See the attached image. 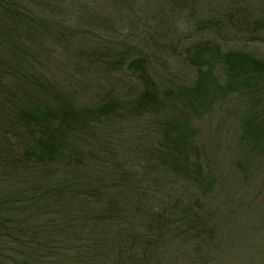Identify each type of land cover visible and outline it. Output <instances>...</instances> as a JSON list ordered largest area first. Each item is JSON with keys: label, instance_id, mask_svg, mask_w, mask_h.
Here are the masks:
<instances>
[{"label": "trees", "instance_id": "obj_1", "mask_svg": "<svg viewBox=\"0 0 264 264\" xmlns=\"http://www.w3.org/2000/svg\"><path fill=\"white\" fill-rule=\"evenodd\" d=\"M134 2L0 0V264H264V15H224L244 41L191 44L164 82L110 36ZM221 115L238 130L227 176L201 141ZM227 177L253 199L238 229L251 259L223 242Z\"/></svg>", "mask_w": 264, "mask_h": 264}, {"label": "rangeland", "instance_id": "obj_2", "mask_svg": "<svg viewBox=\"0 0 264 264\" xmlns=\"http://www.w3.org/2000/svg\"><path fill=\"white\" fill-rule=\"evenodd\" d=\"M90 1H94L92 6L89 5L91 9H96L98 11L95 12V10H92L91 15H94L93 13L99 14L103 6L106 10L108 8L107 5L102 3V0ZM170 1L171 0H135V10L122 13L123 16L120 18L122 21H119L117 29L119 32H116L115 35H110L112 39L118 43L121 42L124 34L131 40L130 46L141 47L144 52L152 56L157 61L155 64L159 79L164 82H168L170 78L173 79L174 72L177 71L176 69L181 68L180 57L176 54H181L183 50L186 52L187 48L192 46L191 44L197 45L202 41L212 40L224 46V44L230 42L227 36L235 38L238 44L244 41L243 38H241L243 35H240V32L237 30L236 32L234 31L232 26L233 22L229 21L224 15L232 12L234 23L236 24L238 18L235 16V11L239 8H247L249 11H253V13L264 15V0L174 1L178 3V6ZM185 2H189L190 6L187 7ZM166 3H168L167 6H165ZM52 5L53 3L47 4L45 8L46 12L50 11ZM164 6L165 8L161 11ZM171 7L175 9H184V14H179L175 19H169L172 13V11H170ZM260 9L263 11L260 12ZM211 10L218 12L226 24L224 30L221 28L219 33L217 28L212 24L214 20H212L213 17L209 12ZM79 13L80 12H77L76 14L79 16ZM74 18L76 17L74 16ZM74 20L75 19H73V21ZM67 22L71 21L64 20V24L69 26ZM123 28L124 30L121 31ZM120 34H122V37ZM127 45H129V43H127ZM233 46L237 45L234 44ZM253 47L254 46L250 45V48ZM255 50L257 53L264 54V44H256ZM61 54L59 50L57 55H55L56 61L62 59ZM222 118L223 116L221 115L217 119L204 123L202 126L203 134L201 136V141L204 146L208 148L212 147L217 150L215 156L218 157L217 167L219 170L224 171V175L227 176L229 175V171L231 172V168L229 167V142L225 139L228 137L229 132L233 131V133L237 134L238 130L230 128L223 120L224 118ZM256 187L257 186H252V189L255 191ZM242 199L247 203L249 202V204H251L253 200L250 196L243 193L237 195V189L227 177L222 183L219 189V196L217 197V205L222 210L221 216L223 221L227 222L226 229L222 231L223 242L225 246L227 243L229 245H234V240H236L239 246H241L244 254L246 251L247 254L245 258L247 260L251 259L252 256L248 254V246H246L247 248L242 247V234L241 231L239 232L238 230L242 224H247L245 221L247 219L248 209L242 208L244 206L241 203ZM260 216L258 220V223H260L259 228L264 225V214L262 211ZM225 246H223V249ZM226 254L229 259L235 257L234 255L230 256L228 252H226ZM227 263L222 259V264Z\"/></svg>", "mask_w": 264, "mask_h": 264}]
</instances>
